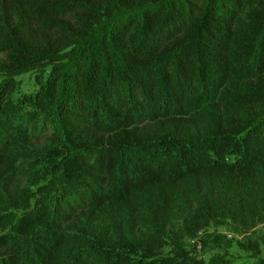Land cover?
<instances>
[{"label": "trees", "instance_id": "1", "mask_svg": "<svg viewBox=\"0 0 264 264\" xmlns=\"http://www.w3.org/2000/svg\"><path fill=\"white\" fill-rule=\"evenodd\" d=\"M0 52V264H230L187 242L251 241L264 0H0ZM45 69L12 98L14 76ZM35 143L65 159L30 205Z\"/></svg>", "mask_w": 264, "mask_h": 264}, {"label": "rangeland", "instance_id": "2", "mask_svg": "<svg viewBox=\"0 0 264 264\" xmlns=\"http://www.w3.org/2000/svg\"><path fill=\"white\" fill-rule=\"evenodd\" d=\"M5 56L0 52V68L5 64ZM48 71H28L14 76L13 99H19L22 96L33 94L38 84L37 78L45 79ZM6 79L4 71L0 70V83ZM35 149L40 154L41 161L32 167L31 176L27 180L18 182V189L24 186L30 188L26 200L33 205L38 200L43 201L45 197L51 195L47 190L41 196L39 191L50 186L57 173L62 171L64 157H61L63 151H57L54 155L45 156L47 146L41 143L28 145L26 150ZM40 186V188H39ZM247 236H239L231 232L226 227L208 228L199 232L195 239L187 242L188 250L192 255L208 260L214 255L225 257L230 264H255L257 258L264 257V248L260 244V239L264 236V221L258 222ZM246 238V239H244Z\"/></svg>", "mask_w": 264, "mask_h": 264}]
</instances>
